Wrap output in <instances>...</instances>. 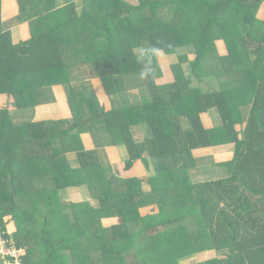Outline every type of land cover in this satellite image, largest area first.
<instances>
[{
    "label": "trees",
    "instance_id": "obj_1",
    "mask_svg": "<svg viewBox=\"0 0 264 264\" xmlns=\"http://www.w3.org/2000/svg\"><path fill=\"white\" fill-rule=\"evenodd\" d=\"M39 1L21 0L22 20L24 6ZM29 18L28 41L0 46V92L16 108L35 107L37 90L69 81L76 62L66 54L90 55L107 95L116 94L114 79L143 75L151 101L107 111L84 95L86 115L69 100L68 130L67 121L58 130L52 121L9 128L0 110V264H264V0H91L81 14L72 2ZM143 43L150 51L139 61ZM189 46L196 57H178L174 81L160 86L158 54ZM102 120L127 149L123 169L141 162L148 178L108 182L96 152L82 147L77 168L54 156L58 138ZM137 124L147 128L143 142ZM204 148L230 153L217 163L228 174L193 184L192 152ZM83 185L94 203L61 197ZM154 194L158 211L142 213Z\"/></svg>",
    "mask_w": 264,
    "mask_h": 264
},
{
    "label": "crops",
    "instance_id": "obj_2",
    "mask_svg": "<svg viewBox=\"0 0 264 264\" xmlns=\"http://www.w3.org/2000/svg\"><path fill=\"white\" fill-rule=\"evenodd\" d=\"M127 1L130 3L136 2V0ZM20 2L21 0H0V46H7L10 43L17 45L21 42L28 41L31 38V23L29 22V17L36 16L37 14L58 12L72 2L76 6V11L81 14L91 0H42V2L39 1L26 4V6H24V12L27 20H22L23 12ZM82 38H84V36H82ZM148 47V44L143 43L142 48H138L136 51L139 61L145 59V53H149L150 49ZM187 49L188 48H178L174 54L170 55H164L162 52L158 54L162 73L157 80L160 86H165L174 81V75L171 69V66L176 63L174 62V55L183 53L182 51ZM77 55H65L67 62H76L69 63L67 66L69 81L63 85L42 87L37 90V105L35 107L27 109L16 108L14 97L7 93L0 92V110H8L9 118H7V126L9 128V124H11L15 128L24 127L28 129V125L31 123L52 121L55 122L53 123L54 129L58 130L57 123L67 121L70 123L71 128L63 126L64 129L62 130L72 129L75 124V117L70 107L69 100L77 101L83 114H91V108L85 101L84 95L97 98L100 106L104 107L107 111L110 109L121 110L122 108H131L132 106H138L142 103L145 104L151 101V95L146 87L143 75L139 73L114 79L116 94L107 95L95 64L92 60L86 62L87 59H91V56L87 54ZM190 55L191 54L188 55V59L193 60V58L189 57ZM171 58H173V60H171ZM184 71L186 75L189 74L188 64H184ZM211 117H213V121H215L216 125V113L212 112ZM182 120L184 126L187 127L188 123L186 119L183 118ZM108 131L109 123L105 120L96 121L90 131L81 134V136L78 135V129H73L69 137L68 135H64L63 139L58 138L60 141H58L56 146H53L54 156L62 160V163L68 162L71 168H77L80 165L77 159V152L81 150L80 148L82 147L86 151L96 152L108 182L118 183L130 178H148L150 171H148L141 162L136 163L130 171L123 169V163L129 158L127 149L124 145H114L111 137L108 136ZM132 133L137 142H143L147 136V128L144 124H137L132 127ZM12 135L11 139L15 144V142L17 143L19 141L17 138L18 134L12 133ZM25 142L27 143L26 140ZM13 146L14 145H12V147ZM24 147L26 153L30 152V155L33 154V150H30L28 143L24 144ZM200 150L212 152L204 156V159L200 160L203 161V165L209 163L208 160L212 155L217 154L218 158H220L225 154H229H219L211 148L194 151ZM224 159L226 160L225 157ZM224 159L222 158L221 161H225ZM196 168L197 166L194 170H196L199 175L204 174L202 169ZM60 194L66 202L78 203L89 201L94 203V200H91L89 192L86 191L85 185L82 187L68 188ZM144 209L146 211H144ZM141 211L142 213H146L151 212L152 209L147 206V208H143Z\"/></svg>",
    "mask_w": 264,
    "mask_h": 264
},
{
    "label": "rangeland",
    "instance_id": "obj_3",
    "mask_svg": "<svg viewBox=\"0 0 264 264\" xmlns=\"http://www.w3.org/2000/svg\"><path fill=\"white\" fill-rule=\"evenodd\" d=\"M86 40H88V37H86ZM182 52L183 53H180L178 55L177 54L174 55V58H175L174 62H176V63L178 62L177 57H181V56H185V55H187V57H188L189 54H191L189 57H191L193 59L196 57V48L194 46H189V49L184 50ZM176 59H177V61H176ZM171 60H173V58H171ZM215 64L216 63L214 61V65ZM207 66L211 69V70H209V73L212 71L213 74H215V71H217L216 66H213V68L211 66H209V65H207ZM186 68H188V67H186ZM249 109L250 108H242V110L244 112L246 111L245 117H248ZM211 114L212 113L206 115L204 117V119H205L206 124L209 125V127H214L215 126V121H213V117H211ZM210 153H212V152L211 151H209V152H207V151H201V150L200 151H196V152L195 151L192 152V157L194 158V162H196V166H197L196 169H202L204 171V174L199 175V173L196 170H194L196 166L194 168L190 169L189 175H190V180H191V182L193 184L199 183V182H204L207 179L209 180V179H213V178L214 179H218V178L226 177V175L228 174V171L225 168H223V167L217 166V163L219 161H221L222 158L224 159V157L226 158V160H229L231 158V156L229 155L230 153L229 154H225V155L221 156L220 158H218V155L217 154L216 155H212L211 158H209V160H208L209 163L203 165L202 164L203 161H200V160L204 159V156H206V155H208ZM33 185H36V183H34ZM149 199L150 200H154L152 204L148 205L149 208L152 209L151 212H153L154 210L157 212L158 211V205L157 204H158L159 196L158 195H155V194L154 195H150L149 196ZM144 211H146V210L144 209ZM101 226H103L102 228H105L106 231H107V229H109L111 227V225H108V226L105 225L104 221H102ZM10 227L11 226H9V228ZM51 228H53V227H51ZM92 249L97 250L94 247ZM92 253H94V252H92Z\"/></svg>",
    "mask_w": 264,
    "mask_h": 264
},
{
    "label": "built area",
    "instance_id": "obj_4",
    "mask_svg": "<svg viewBox=\"0 0 264 264\" xmlns=\"http://www.w3.org/2000/svg\"><path fill=\"white\" fill-rule=\"evenodd\" d=\"M12 254L13 255H16V253L14 251H12ZM7 264H11L10 262H7Z\"/></svg>",
    "mask_w": 264,
    "mask_h": 264
}]
</instances>
